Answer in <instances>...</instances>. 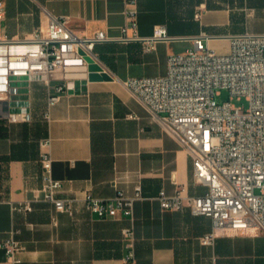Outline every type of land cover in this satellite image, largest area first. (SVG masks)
I'll return each mask as SVG.
<instances>
[{"label":"crops","instance_id":"crops-1","mask_svg":"<svg viewBox=\"0 0 264 264\" xmlns=\"http://www.w3.org/2000/svg\"><path fill=\"white\" fill-rule=\"evenodd\" d=\"M4 17L0 36H23L44 28L49 15L68 17V27L79 35L104 30L112 40L97 43L94 53L111 78L89 80L86 65L68 68L64 77L72 88L51 107L50 121L42 117L48 92L62 73L51 75L48 88L40 78L29 83L31 120L9 122L3 117L7 101H0V264H264V234L222 233L211 245L200 238L211 230V219L183 211L163 210L157 194H172L178 186L194 196L206 187L191 177L187 151L136 99L124 80L131 76L164 74L166 58L156 65L154 52L141 41H120L126 0H1ZM137 32L151 35L164 25L174 41H188L201 32L210 48L228 50L229 36L264 33V0H133ZM199 14L197 18L195 15ZM240 20L238 29L220 30ZM16 100L27 96V84L16 81ZM12 103V101H11ZM51 137L52 175L62 181L61 195L81 198L89 191L108 198L120 188L133 192L142 184V199L135 201L133 217L121 214L100 218L81 200L72 214L57 213L39 193L40 138ZM28 201L30 211H13L11 204ZM131 227L132 239L124 228ZM16 239L21 248L16 261L7 259L2 244ZM129 252L133 258L128 259Z\"/></svg>","mask_w":264,"mask_h":264},{"label":"built area","instance_id":"built-area-1","mask_svg":"<svg viewBox=\"0 0 264 264\" xmlns=\"http://www.w3.org/2000/svg\"><path fill=\"white\" fill-rule=\"evenodd\" d=\"M133 0L125 1L126 22L120 27V41H141L150 51L157 42L180 39L170 36L164 25L153 27L149 36L137 32ZM0 0V20L4 17ZM197 18L199 14L195 15ZM68 17L49 15L44 28L34 29L23 36H0V101H7L3 117L9 122L31 120L29 83L36 78L46 82L53 73H62L61 81L48 92L42 117L49 122L50 109L72 82L63 75L77 65L100 61L94 53L97 43L112 40L104 30L91 35H79L68 25ZM209 35L193 36L186 51L170 53L164 74L131 76L123 82L159 125L187 151L191 160V177L195 184L206 187L198 195L188 196L178 186L169 194L160 189L157 194L163 210L183 211L211 219V230L200 241L211 245L222 233L264 234V33L243 32L229 36L228 50L218 53L209 47ZM80 50L83 53H80ZM27 84V96L16 100V81ZM227 89L230 99L218 102L216 95ZM244 97L248 106L231 103L232 98ZM12 101V103H11ZM41 186L39 193L52 204L57 213L72 214L79 198L61 195L62 181L52 175L51 137L39 139ZM142 199V184L134 181L133 192L117 188L113 196L100 198L89 191L79 199L85 208L100 218L119 214L133 217L135 201ZM13 211H30L31 204H11ZM124 235L132 239L131 227ZM7 259L16 261L21 248L13 237L2 244ZM129 260L133 252H129Z\"/></svg>","mask_w":264,"mask_h":264},{"label":"rangeland","instance_id":"rangeland-1","mask_svg":"<svg viewBox=\"0 0 264 264\" xmlns=\"http://www.w3.org/2000/svg\"><path fill=\"white\" fill-rule=\"evenodd\" d=\"M240 22L241 21L238 19H233L231 26H220L219 29L223 31L228 30V29H231V30L238 29ZM190 47L191 45L188 41H173L172 43L161 44L159 46V50H156L154 52V56L157 61L156 65H159V62L165 59V56L168 50H171L172 52L177 53V52L186 51ZM215 99L218 102H222V101L230 99L228 90L221 89L220 94L216 95ZM231 103H233L236 106L242 107V108H246L248 106V102L244 97H240V98L234 97L231 99Z\"/></svg>","mask_w":264,"mask_h":264},{"label":"water","instance_id":"water-1","mask_svg":"<svg viewBox=\"0 0 264 264\" xmlns=\"http://www.w3.org/2000/svg\"><path fill=\"white\" fill-rule=\"evenodd\" d=\"M80 53H83V51L80 50ZM86 60L88 64L86 66L85 72L89 80H103L111 78V76L106 71H104L98 63L93 62L90 57H86Z\"/></svg>","mask_w":264,"mask_h":264}]
</instances>
